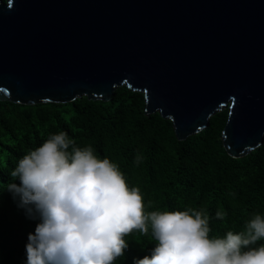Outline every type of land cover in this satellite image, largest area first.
Masks as SVG:
<instances>
[{
  "label": "water",
  "instance_id": "water-1",
  "mask_svg": "<svg viewBox=\"0 0 264 264\" xmlns=\"http://www.w3.org/2000/svg\"><path fill=\"white\" fill-rule=\"evenodd\" d=\"M143 94L178 139L226 109L241 157L264 135V0H0V100Z\"/></svg>",
  "mask_w": 264,
  "mask_h": 264
},
{
  "label": "trees",
  "instance_id": "trees-1",
  "mask_svg": "<svg viewBox=\"0 0 264 264\" xmlns=\"http://www.w3.org/2000/svg\"><path fill=\"white\" fill-rule=\"evenodd\" d=\"M145 107L143 94L126 85L106 101L86 96L65 103L0 100V264H23L28 233L37 223L3 186L19 157L61 130L78 146L90 144L98 156L116 163L127 184L140 188L147 211L206 212L210 237L243 232L254 214L264 215V135L259 146L232 157L222 141L226 109L199 132L178 139L170 119L157 111L147 114ZM137 155L143 157L139 164ZM218 210L226 213L223 220L215 217ZM125 239L128 247L115 264H134L154 245L150 234L133 232Z\"/></svg>",
  "mask_w": 264,
  "mask_h": 264
},
{
  "label": "clouds",
  "instance_id": "clouds-1",
  "mask_svg": "<svg viewBox=\"0 0 264 264\" xmlns=\"http://www.w3.org/2000/svg\"><path fill=\"white\" fill-rule=\"evenodd\" d=\"M142 160L137 155L134 163ZM9 175L3 188L37 221L23 264H115L133 232L154 241L134 264H264V243L257 244L264 241V215L254 214L243 232L210 237L206 212L147 211L140 188L127 184L116 163L64 130L19 157Z\"/></svg>",
  "mask_w": 264,
  "mask_h": 264
}]
</instances>
